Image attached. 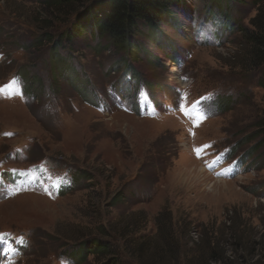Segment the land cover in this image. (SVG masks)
Here are the masks:
<instances>
[{"label": "rangeland", "instance_id": "1", "mask_svg": "<svg viewBox=\"0 0 264 264\" xmlns=\"http://www.w3.org/2000/svg\"><path fill=\"white\" fill-rule=\"evenodd\" d=\"M97 1L0 0V264H264V0H181L136 56L64 37Z\"/></svg>", "mask_w": 264, "mask_h": 264}, {"label": "trees", "instance_id": "2", "mask_svg": "<svg viewBox=\"0 0 264 264\" xmlns=\"http://www.w3.org/2000/svg\"><path fill=\"white\" fill-rule=\"evenodd\" d=\"M55 6L67 7L81 2V0H53ZM181 0H100L92 3L78 16L71 32L64 37L71 39L77 33H89L92 37L103 39L110 38L112 45L125 51L130 56H136L141 50V44L136 37L141 33L140 27L147 26L150 33H156L163 24L168 22L171 8L179 5ZM262 15L256 19L260 34L253 37L252 53L260 63H264V23L260 26ZM259 25V26H258ZM106 233V232H105ZM103 233L104 236L109 234ZM124 241L129 239L126 233H117ZM130 247H136L135 239L129 240ZM80 251H76L75 260L83 259L85 254L110 256L111 261L106 264H123L120 254L107 240L94 239L81 244ZM145 247V246H144ZM129 250L133 258L144 264L141 255L143 246L138 250ZM132 251V252H131ZM136 254L140 256H135Z\"/></svg>", "mask_w": 264, "mask_h": 264}, {"label": "snow or ice", "instance_id": "3", "mask_svg": "<svg viewBox=\"0 0 264 264\" xmlns=\"http://www.w3.org/2000/svg\"><path fill=\"white\" fill-rule=\"evenodd\" d=\"M18 83H19L18 81H15L14 80L12 82V84L9 86V89H7V90L6 89H0V92L9 91L10 94H14V91L13 90L15 89V86L18 85ZM186 114H188V113H186ZM196 151H197V154L199 155V153H200L201 150L200 149H197Z\"/></svg>", "mask_w": 264, "mask_h": 264}]
</instances>
